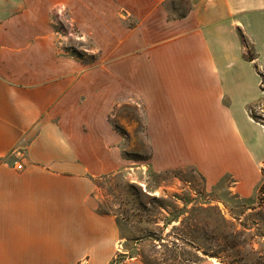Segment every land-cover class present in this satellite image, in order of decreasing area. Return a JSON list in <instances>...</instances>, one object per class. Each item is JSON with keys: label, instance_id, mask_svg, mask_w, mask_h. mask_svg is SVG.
Wrapping results in <instances>:
<instances>
[{"label": "crops", "instance_id": "0c3cea01", "mask_svg": "<svg viewBox=\"0 0 264 264\" xmlns=\"http://www.w3.org/2000/svg\"><path fill=\"white\" fill-rule=\"evenodd\" d=\"M184 1L0 0V264L117 259L121 228L97 181L135 163L130 106L151 170L192 167L209 187L230 177L255 194L264 0Z\"/></svg>", "mask_w": 264, "mask_h": 264}, {"label": "rangeland", "instance_id": "374dc122", "mask_svg": "<svg viewBox=\"0 0 264 264\" xmlns=\"http://www.w3.org/2000/svg\"><path fill=\"white\" fill-rule=\"evenodd\" d=\"M252 110L264 122V102ZM121 113L130 126L126 156L135 163L97 181L100 211L116 216L123 238L111 264L135 257L145 264H264V178L253 196L242 197L230 177L209 187L192 167L153 171L142 109Z\"/></svg>", "mask_w": 264, "mask_h": 264}, {"label": "trees", "instance_id": "16d2710c", "mask_svg": "<svg viewBox=\"0 0 264 264\" xmlns=\"http://www.w3.org/2000/svg\"><path fill=\"white\" fill-rule=\"evenodd\" d=\"M250 58H251V57H250ZM251 115H252V117H253V119H254L255 121H257V122H259V123H261V124L264 125V122L262 121L263 119H261V117L257 116V115L253 112L252 109H251ZM263 175H264V169H263Z\"/></svg>", "mask_w": 264, "mask_h": 264}, {"label": "built area", "instance_id": "2783aa9c", "mask_svg": "<svg viewBox=\"0 0 264 264\" xmlns=\"http://www.w3.org/2000/svg\"><path fill=\"white\" fill-rule=\"evenodd\" d=\"M19 168H21V166Z\"/></svg>", "mask_w": 264, "mask_h": 264}]
</instances>
